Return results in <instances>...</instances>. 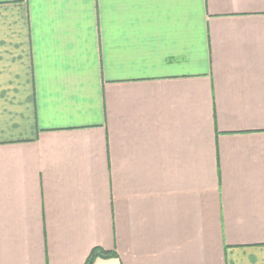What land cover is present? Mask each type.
I'll return each mask as SVG.
<instances>
[{
  "label": "crops",
  "instance_id": "0c3cea01",
  "mask_svg": "<svg viewBox=\"0 0 264 264\" xmlns=\"http://www.w3.org/2000/svg\"><path fill=\"white\" fill-rule=\"evenodd\" d=\"M264 264V0H0V264Z\"/></svg>",
  "mask_w": 264,
  "mask_h": 264
},
{
  "label": "trees",
  "instance_id": "16d2710c",
  "mask_svg": "<svg viewBox=\"0 0 264 264\" xmlns=\"http://www.w3.org/2000/svg\"><path fill=\"white\" fill-rule=\"evenodd\" d=\"M116 257L117 255L115 252L107 251V250H104L103 248L96 247L91 251L85 264H94L97 259H111V258H116Z\"/></svg>",
  "mask_w": 264,
  "mask_h": 264
}]
</instances>
